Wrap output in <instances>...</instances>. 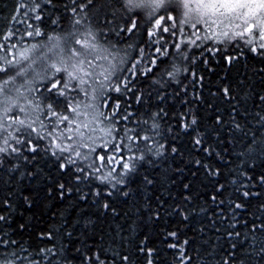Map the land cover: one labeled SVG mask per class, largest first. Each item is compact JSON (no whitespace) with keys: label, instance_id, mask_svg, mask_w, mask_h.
<instances>
[{"label":"snow or ice","instance_id":"1","mask_svg":"<svg viewBox=\"0 0 264 264\" xmlns=\"http://www.w3.org/2000/svg\"><path fill=\"white\" fill-rule=\"evenodd\" d=\"M0 264H264V0H15Z\"/></svg>","mask_w":264,"mask_h":264},{"label":"trees","instance_id":"2","mask_svg":"<svg viewBox=\"0 0 264 264\" xmlns=\"http://www.w3.org/2000/svg\"><path fill=\"white\" fill-rule=\"evenodd\" d=\"M15 3V0H0V18H2L5 15H8ZM153 235V239L156 243V246L163 247L159 243V238L156 236L155 233H150ZM170 258V256L168 257Z\"/></svg>","mask_w":264,"mask_h":264}]
</instances>
